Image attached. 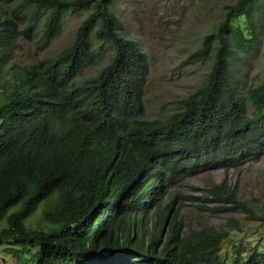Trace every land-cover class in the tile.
<instances>
[{
    "label": "trees",
    "instance_id": "trees-1",
    "mask_svg": "<svg viewBox=\"0 0 264 264\" xmlns=\"http://www.w3.org/2000/svg\"><path fill=\"white\" fill-rule=\"evenodd\" d=\"M114 3L0 0V264H264L262 246L225 247L238 218L186 225L176 199L164 204L182 176L264 155V82L247 85L235 59L256 48L259 0L225 5L188 57L214 53L206 81L155 118L145 116L148 56L123 35ZM91 6L57 53L24 55V43L46 51L67 15ZM108 48L110 61L86 75ZM178 197L207 217L264 225V210L226 180Z\"/></svg>",
    "mask_w": 264,
    "mask_h": 264
},
{
    "label": "rangeland",
    "instance_id": "rangeland-1",
    "mask_svg": "<svg viewBox=\"0 0 264 264\" xmlns=\"http://www.w3.org/2000/svg\"><path fill=\"white\" fill-rule=\"evenodd\" d=\"M235 1L115 0L114 9L125 23L123 35L140 43L150 63L151 71L145 92L146 117H164L176 111L180 107L179 101L206 81L214 61V53L196 61H188V57L202 46L204 37L217 28L223 18L225 5ZM92 9L91 6L69 13L62 33L46 51H38L34 43H24V55L38 60L45 55L57 53L72 41L79 24ZM235 24L248 28L246 33L250 32L243 18ZM255 24L259 34L256 48L243 57H235L239 74L247 85L264 82V0H259L257 4ZM104 54L103 59L89 68L86 75L97 73L110 61L112 50L108 48ZM181 179L168 189L164 204L176 199V208L182 205L181 216L186 225H195L205 217L207 222L222 226L233 215L239 219L242 229L228 239L225 247L232 246L235 240L242 241L249 250L255 246L264 247L263 223L246 220L244 213L207 217L194 199L178 197L179 193L201 196L212 185L226 180L237 188L240 199L246 200L261 212L264 210V155L259 159H249L236 167L211 168L182 176ZM192 186L197 189H191ZM173 216L174 212L171 217Z\"/></svg>",
    "mask_w": 264,
    "mask_h": 264
},
{
    "label": "clouds",
    "instance_id": "clouds-1",
    "mask_svg": "<svg viewBox=\"0 0 264 264\" xmlns=\"http://www.w3.org/2000/svg\"><path fill=\"white\" fill-rule=\"evenodd\" d=\"M167 226V225H166Z\"/></svg>",
    "mask_w": 264,
    "mask_h": 264
}]
</instances>
